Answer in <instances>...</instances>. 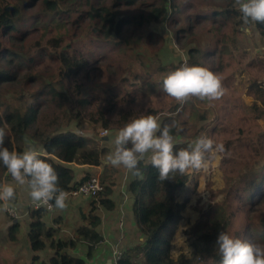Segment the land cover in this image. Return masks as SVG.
Wrapping results in <instances>:
<instances>
[{
    "label": "trees",
    "instance_id": "obj_1",
    "mask_svg": "<svg viewBox=\"0 0 264 264\" xmlns=\"http://www.w3.org/2000/svg\"><path fill=\"white\" fill-rule=\"evenodd\" d=\"M203 1L195 4L187 31L192 30L201 17L219 21L221 27L235 20L242 24L240 13L232 7L233 0ZM64 2H71L68 9H61ZM177 3V0H0V85L11 87V91L19 96L18 99L15 98V102L13 99L8 105H0V108L5 107L3 112L0 111V126H4L7 133L5 146L9 150L22 152L25 147L24 138L30 139L43 151L41 158L56 170L59 187L67 195L96 174L87 171L80 180H76L75 171L69 164L103 168L100 172L103 190L92 198L89 212L82 215L83 225L74 230V239L56 238L57 230L45 222L49 213L46 209L30 210L28 240L31 250L35 253L48 248L52 250L48 261L36 254L32 257L31 264H86L84 260L67 254L66 249H73L82 243L88 246L87 257H92L96 247L104 241L98 232L101 224L98 210L105 208L112 211L116 207L112 198L117 186L113 182L116 169L105 162L111 150L99 147L96 141L79 134L72 127L75 124L78 131H84L85 117L77 109L74 112V105L80 104L86 108L96 97H82L84 88L77 82L83 75L88 80L90 61L98 54V51L85 50L83 46L95 43L97 47L101 45L124 50L132 44L128 38L130 33L134 35L153 24L166 22L173 8L176 14L179 13L180 6ZM83 5L86 6L84 10ZM74 11H78L79 15L71 21V27L80 32L78 35H84V30H88L87 36L83 37L86 40L74 38L73 41L65 42L63 36L45 40V33L33 40L36 29L46 30L50 25L41 20L45 15L55 14L57 17L67 16L71 19ZM52 22L64 27V23L57 20ZM255 29L264 37V25L258 24ZM224 47L212 48L208 56L221 55ZM189 54L191 60L205 58L199 48H191ZM45 58L57 65V70H51L53 77L57 73L60 80H67L72 87V95H81V98H71L68 92L61 91L57 86L62 81L44 79L45 74L36 72ZM193 63L204 67L205 60ZM34 83L40 84V88L35 93H30ZM53 102H56L52 106L54 112L49 113L54 116L49 117L46 122L47 111ZM106 112H98V116L93 115L91 118L96 126L100 125L102 131L118 132L131 121L122 115V125L114 126ZM41 117L44 123L42 126L39 124ZM177 119L168 116L161 126L163 128L175 123L171 129L174 138L182 136L184 132L179 130ZM192 143H174V151L187 148ZM139 167L141 175L131 180L129 192L135 223L142 240L124 251L119 264H138L139 261L140 264H221L222 258L216 240L221 231L228 234L226 213L213 208L210 213L202 216L190 231L185 232L188 234L185 240L187 253L180 249L175 254V235L184 219L183 211L186 208V201L180 202L179 199L191 183L192 175L176 173L173 179L160 181L157 170L148 161L141 162ZM250 175L249 181L235 189L240 201L246 206L253 205L254 200L259 197L264 199V167L260 172ZM8 178H11L10 174L0 164V184L5 183ZM10 202L16 203V200ZM9 219L12 223L5 237L8 242L16 243L20 222L10 216ZM54 222L57 223L58 219ZM249 230L264 244V220L257 226L251 225Z\"/></svg>",
    "mask_w": 264,
    "mask_h": 264
},
{
    "label": "rangeland",
    "instance_id": "obj_2",
    "mask_svg": "<svg viewBox=\"0 0 264 264\" xmlns=\"http://www.w3.org/2000/svg\"><path fill=\"white\" fill-rule=\"evenodd\" d=\"M177 2L180 6L179 13L176 14L173 8L166 22L153 24L134 35L130 33L128 38L133 45L124 50L101 45L97 47L95 43L82 45L85 50L98 51V54L90 61L88 80L83 75L77 82L84 88L82 97H96L86 108L80 104L74 105V112L77 109L85 117L84 131H78L75 124L72 127L79 134L96 141L99 147L112 150L110 141L117 132L110 130L107 136L101 137L100 125L96 126L91 120L93 115H99L98 112L107 111L106 116L113 121L114 126H121L124 117L130 121L141 115L154 116L162 126L165 118L173 116L178 118L179 130H184L182 136L174 138L176 144L193 142L201 134L207 135L216 143H222L225 147L223 153H217L215 158H211L209 153L205 154L210 159L207 171L188 173L192 175V180L179 199L180 202L186 201V208L183 211L184 219L176 231L174 252L178 254L182 249L187 253L185 240L188 234L185 232L190 231L213 208L226 213L227 232L231 237L260 243L249 227L257 226L264 220V199L259 197L254 200L253 205H243L235 189L249 181L251 173L260 172L264 167V37L260 34L257 37L255 28L251 37L246 36L240 21H229L221 27L219 21L205 17L199 18L200 21L192 30L187 31L195 4L204 1ZM70 3L64 2L61 9H68ZM82 9H86V6L83 5ZM78 15V11H74L71 19L67 16L57 17L55 14L45 15L41 20L47 21L49 27L46 30L36 29L34 36L33 33L31 36L36 40L45 33V40L59 36H63L65 42L73 41L74 38L86 40L83 37L87 36L88 30H84V35H78L80 32L71 27V21ZM53 20L64 23V27H59L60 24L56 25ZM135 44L138 45L134 47ZM216 46H225L222 54L208 56ZM191 48H199L205 58L191 60ZM204 60V68L212 71L221 80L224 89L221 99L209 102L192 98L181 105L159 90V85L167 73L184 63L200 66L193 61L198 63ZM0 62L2 63L1 58ZM55 68L57 70V65L45 58L36 72L45 74L44 79L57 82L61 78L57 73L54 77L51 74V70ZM60 81L62 82L57 87L75 98L68 81ZM10 88L0 85V105H8L13 99L15 102L16 97L19 98ZM39 88L40 84L34 83L29 92L35 93ZM78 97L81 98V95L76 99ZM55 103L47 111L46 122L49 117L54 116L49 112H54L52 106ZM4 109L5 107L0 108V111L3 112ZM39 124H44L42 117ZM114 169L116 171L113 182L119 188L131 183L126 178V169ZM119 194L121 195L120 192ZM1 213L5 214L6 220L9 219L7 211ZM82 225L83 221L75 223L72 231ZM1 227L3 226L0 225V264H29L26 246L23 245L17 251L12 250ZM42 253L43 258L47 259L52 250L47 249Z\"/></svg>",
    "mask_w": 264,
    "mask_h": 264
},
{
    "label": "clouds",
    "instance_id": "obj_3",
    "mask_svg": "<svg viewBox=\"0 0 264 264\" xmlns=\"http://www.w3.org/2000/svg\"><path fill=\"white\" fill-rule=\"evenodd\" d=\"M232 7L241 15L242 31L251 37L256 25H264V0H233ZM257 37L259 32L256 31ZM159 90L179 104L192 98L201 101H216L223 97L220 78L207 68L184 63L167 73ZM172 125L161 128L152 115H141L119 129L111 139L112 150L106 156L110 167L127 170L129 180L141 175L140 164L148 161L158 172V179H173L192 171H207L210 159L223 153L225 147L205 134L198 136L187 148L174 151ZM6 128L0 126V164L14 183L0 184V212L8 210L9 202L15 199L16 189L26 193L28 201L35 207L49 212L64 211L68 207L67 193L59 187V177L50 163L41 158L40 149L27 137L24 150L18 152L5 146ZM221 264H264V244L233 238L221 231L216 240ZM118 259V257H115Z\"/></svg>",
    "mask_w": 264,
    "mask_h": 264
},
{
    "label": "crops",
    "instance_id": "obj_4",
    "mask_svg": "<svg viewBox=\"0 0 264 264\" xmlns=\"http://www.w3.org/2000/svg\"><path fill=\"white\" fill-rule=\"evenodd\" d=\"M40 152L43 151L40 149ZM75 171L76 180H80L84 176L85 172H102V166L91 167V166H80L77 164H69ZM7 183H14L11 178L7 179ZM129 184H124L122 187L116 186L115 192L112 196L116 207L114 210L109 211L105 208H100L98 210V216L101 219V224L98 227V232L104 238V241L96 247L92 253V257H87L88 246L85 244H78L75 248H67L66 253L75 257L80 258L85 261L86 264H112L113 263V250L115 246H121L123 250H127L138 244L142 240L141 234L137 229L135 223L132 201L129 192ZM121 193V195L119 194ZM124 195V197H123ZM16 203L9 202V207L13 206L16 208L19 215L20 222V233L18 236V241L16 243H10L12 250L21 248L23 245L26 246L27 252L29 254L28 262L31 264V259L34 255H39L42 260L48 261V258H43V253H35L31 250L30 243L28 240L30 218L29 212L31 209L35 208L32 205L23 189H16L15 196ZM92 199L85 198H72L67 200L68 207L64 211L48 213L45 217V222L48 226L54 227L56 232V238L62 239H74V224L82 221V215L87 214L90 210V203ZM2 204V203H1ZM5 214L0 212V225L1 230L4 232L5 236L7 234L8 227L11 225L10 219L6 220L4 218ZM55 219L58 222L55 223ZM73 220V221H70ZM55 224H57L55 226ZM66 231V232H65ZM66 233H68L66 235ZM50 249V248H48ZM44 252V251H43Z\"/></svg>",
    "mask_w": 264,
    "mask_h": 264
},
{
    "label": "built area",
    "instance_id": "obj_5",
    "mask_svg": "<svg viewBox=\"0 0 264 264\" xmlns=\"http://www.w3.org/2000/svg\"><path fill=\"white\" fill-rule=\"evenodd\" d=\"M108 131H102L101 137H105L108 135ZM103 190V186L101 185L100 181V173H96L87 181L79 185L77 188L71 190V192L67 195L71 198H85V199H92L96 197L101 191ZM36 209L43 208V207H35ZM45 209V208H44ZM49 212V211H48ZM52 213V212H49ZM8 216H10L14 220H19V215L14 207H8L7 210ZM124 254V250L121 246H115L113 250V263L112 264H119ZM118 257V259H115Z\"/></svg>",
    "mask_w": 264,
    "mask_h": 264
}]
</instances>
